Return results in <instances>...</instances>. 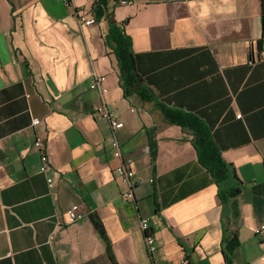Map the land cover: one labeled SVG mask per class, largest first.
Returning <instances> with one entry per match:
<instances>
[{"label":"crops","instance_id":"0c3cea01","mask_svg":"<svg viewBox=\"0 0 264 264\" xmlns=\"http://www.w3.org/2000/svg\"><path fill=\"white\" fill-rule=\"evenodd\" d=\"M70 1L0 0V264H152L141 218L158 264H228L233 237L234 264H264V0ZM111 24L132 40L144 98L125 93ZM95 75L103 93L90 89ZM103 103L124 124L120 157L94 110ZM163 109L209 130L225 181ZM123 164L138 181L133 202ZM75 206L84 218L70 224Z\"/></svg>","mask_w":264,"mask_h":264},{"label":"trees","instance_id":"16d2710c","mask_svg":"<svg viewBox=\"0 0 264 264\" xmlns=\"http://www.w3.org/2000/svg\"><path fill=\"white\" fill-rule=\"evenodd\" d=\"M96 12L99 18L104 14L100 6ZM107 42L112 45L114 54L117 57L125 93L128 95L136 94L144 98V93L146 91L143 86V80L137 71L131 38L125 34L124 30L120 29L115 24H111L107 35ZM163 110L165 116L171 123L179 125L183 129L191 130L194 133L193 144L197 150L199 162L211 172L217 183L225 181L229 177V169L222 159L219 149L212 142L209 130L191 114L182 111ZM152 148H154V144ZM155 158L156 152L153 151V161ZM234 196L235 195L231 194L229 197L235 198ZM220 197L224 202H226L228 198L224 193H221ZM232 206L233 209H236L234 202ZM107 244L109 247L108 241ZM239 246L240 242L237 237H233L226 242L225 250L228 264H234Z\"/></svg>","mask_w":264,"mask_h":264},{"label":"built area","instance_id":"2783aa9c","mask_svg":"<svg viewBox=\"0 0 264 264\" xmlns=\"http://www.w3.org/2000/svg\"><path fill=\"white\" fill-rule=\"evenodd\" d=\"M64 1L67 3L71 2L70 0H64ZM78 20L84 26H92L96 24V20L94 18L89 19L83 13L81 14L78 13ZM104 80H105L104 77L97 76V75L93 76L90 81V89H93V90L97 89L103 93L104 89L102 87V84ZM94 110L96 114L101 115L102 117H105L108 119L110 123L111 131H112V145L114 149V155L116 157H120L121 148H120V143L116 136V132L117 130L123 128L124 124L114 118V116L109 112L105 103L96 107ZM39 124H40L39 120L34 121L35 126ZM35 145L39 147L41 150V162H42L41 172L46 173L48 170L49 158H48L47 153L45 152V144L40 138H38L36 140ZM115 173L117 174V176L123 179L124 183L127 186L126 190L123 191L122 196L127 201H132V202L135 201L134 190L136 186L138 185V181L135 179V174L133 170H131L125 164H123L122 166L118 167L115 170ZM48 183L50 186H52L53 179L51 177L48 178ZM83 218L84 216L79 213V208L77 206L73 207L71 210L68 211V219H69L70 224L76 223L82 220ZM140 228L144 235V240H145V245H146L148 256L150 257L152 264H158L154 258V255L157 251V240H156L155 235L151 231L150 219L141 218ZM262 231H264V225H262L258 230L259 233H261Z\"/></svg>","mask_w":264,"mask_h":264},{"label":"water","instance_id":"95a60500","mask_svg":"<svg viewBox=\"0 0 264 264\" xmlns=\"http://www.w3.org/2000/svg\"><path fill=\"white\" fill-rule=\"evenodd\" d=\"M47 84L49 85V87L51 88V90L54 92V94H57V90L55 88V85L53 84V82L50 79V77H48ZM95 226L98 228V231L100 233H104L103 228H102V226H101V224L99 222H96Z\"/></svg>","mask_w":264,"mask_h":264}]
</instances>
